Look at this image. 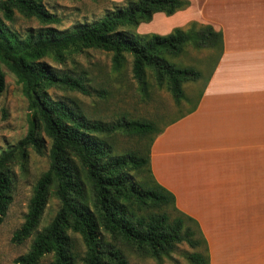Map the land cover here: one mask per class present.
Returning a JSON list of instances; mask_svg holds the SVG:
<instances>
[{
    "label": "trees",
    "instance_id": "obj_1",
    "mask_svg": "<svg viewBox=\"0 0 264 264\" xmlns=\"http://www.w3.org/2000/svg\"><path fill=\"white\" fill-rule=\"evenodd\" d=\"M45 0H0V93L3 65L21 86L29 116L27 132L13 149L0 154V224L12 202L10 165L24 161L27 149L41 154L48 142V169L33 188L24 221L12 235L13 244L33 236L29 250L14 264H130L125 250L161 264L180 244L189 264H208V249L195 220L175 206L174 196L160 186L149 166L150 147L162 130L146 120L121 119L114 124L89 121L80 112L52 99L48 91L62 88L87 94L82 81L57 73L44 59L58 63L71 52L95 49L112 54L115 71L131 58V74L141 91L149 81L164 88L176 104L185 98L183 85L196 82L201 72L174 59L189 45L213 52V63L223 50L222 35L208 25L192 23L166 35L137 34L155 14L166 17L189 6L188 0H124L103 19L76 25L70 31L50 13ZM14 13L35 19L41 27L20 35L7 27ZM143 139L153 134L145 153H117L113 135ZM58 209L37 230L49 198Z\"/></svg>",
    "mask_w": 264,
    "mask_h": 264
},
{
    "label": "crops",
    "instance_id": "obj_2",
    "mask_svg": "<svg viewBox=\"0 0 264 264\" xmlns=\"http://www.w3.org/2000/svg\"><path fill=\"white\" fill-rule=\"evenodd\" d=\"M188 1L155 14L170 23L155 32L208 25L223 50L215 64L205 50L207 73L184 85L185 107L153 140L150 170L197 222L208 264H264V0Z\"/></svg>",
    "mask_w": 264,
    "mask_h": 264
},
{
    "label": "rangeland",
    "instance_id": "obj_3",
    "mask_svg": "<svg viewBox=\"0 0 264 264\" xmlns=\"http://www.w3.org/2000/svg\"><path fill=\"white\" fill-rule=\"evenodd\" d=\"M124 0H45L46 9L60 18L61 23L55 27L59 31H70L76 25L88 24L103 19ZM159 19H153L149 24H140L134 31L137 34H159L170 25ZM5 25L20 35L34 32L41 25L33 18H25L14 13L11 22L3 20ZM154 30V31H152ZM195 50L191 46L185 48L184 53L174 59L181 66H192L201 73H207L205 58L207 51ZM57 73L80 79L87 90V94L62 88L48 91L52 99L61 101L67 106L80 112L89 121L103 124H114L121 119L146 120L154 124L156 130H162L166 123L173 120L184 109V102L176 104L164 88H158L149 81L148 92L141 91L131 74V58L122 69L115 71L112 65V54L109 52L84 49L71 52L63 62L44 59ZM205 69V70H204ZM4 73V89L0 93V154L13 149L27 132L29 111L27 102L21 92V86L15 77L2 65ZM186 85V84H184ZM183 85V87H184ZM153 134L143 138L113 135L109 140L117 153L130 151L146 152ZM48 145L41 154L27 149L24 161L16 157L10 165L12 173V202L0 224V264H14V260L25 254L30 247L33 236L21 244H13V233L20 228L27 212L36 181L49 166ZM58 209V201L54 196L44 210L38 231L48 224ZM264 247V239H261ZM192 250L185 244L178 245L171 254V258H164L161 264H189L186 253ZM125 255L130 264H158L151 258H143L132 250L126 249ZM51 255L45 256L39 264H49Z\"/></svg>",
    "mask_w": 264,
    "mask_h": 264
}]
</instances>
